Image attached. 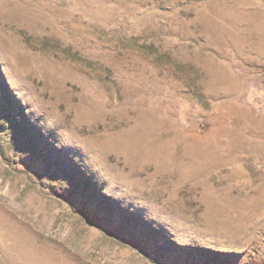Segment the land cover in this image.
Here are the masks:
<instances>
[{
    "label": "rangeland",
    "instance_id": "obj_1",
    "mask_svg": "<svg viewBox=\"0 0 264 264\" xmlns=\"http://www.w3.org/2000/svg\"><path fill=\"white\" fill-rule=\"evenodd\" d=\"M216 259L264 264V0H0V264Z\"/></svg>",
    "mask_w": 264,
    "mask_h": 264
},
{
    "label": "trees",
    "instance_id": "obj_2",
    "mask_svg": "<svg viewBox=\"0 0 264 264\" xmlns=\"http://www.w3.org/2000/svg\"><path fill=\"white\" fill-rule=\"evenodd\" d=\"M85 213L87 214V215H89V212L88 211H85ZM89 217L91 218V219H93L94 220V218L92 217V216H90L89 215ZM214 264H219V262H218V260L216 259V261H215V263ZM221 264H228L227 262H223V263H221Z\"/></svg>",
    "mask_w": 264,
    "mask_h": 264
}]
</instances>
